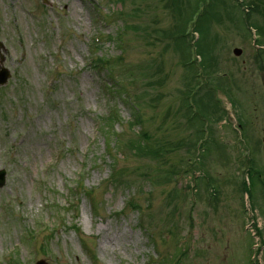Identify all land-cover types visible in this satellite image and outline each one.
I'll return each mask as SVG.
<instances>
[{"label":"rangeland","instance_id":"374dc122","mask_svg":"<svg viewBox=\"0 0 264 264\" xmlns=\"http://www.w3.org/2000/svg\"><path fill=\"white\" fill-rule=\"evenodd\" d=\"M196 1L0 0L11 73L0 88V264H93L84 245L97 264H176L183 251L177 264H248L250 244L264 242V0H239L243 10L209 1L191 42L182 36ZM185 43H195L187 62L202 63L208 83L183 67ZM97 57L108 70L89 67ZM108 71L121 89L113 96L103 90ZM188 88L208 139L197 109L186 110ZM109 108L120 118L111 156L97 124ZM138 116L151 139L145 153L136 151ZM79 177L97 215L70 193ZM131 199L140 213L126 210ZM253 226L261 235L252 240ZM255 255L264 264V247Z\"/></svg>","mask_w":264,"mask_h":264},{"label":"trees","instance_id":"16d2710c","mask_svg":"<svg viewBox=\"0 0 264 264\" xmlns=\"http://www.w3.org/2000/svg\"><path fill=\"white\" fill-rule=\"evenodd\" d=\"M124 2H125V0H118V3H120V4H124ZM198 2H203V3H205V0H198V1H196V3H195V8L193 9L194 11H195V9H196V4L198 3ZM202 13H204V12H202ZM202 13L199 15V17H198V20L196 21V23H195V27H194V30H195V28H197V24H198V21H199V18L201 17V15H202ZM120 16L122 17L123 16V14H120ZM186 24V23H185ZM185 24H184V28H183V30L185 29ZM182 38H183V36H182ZM186 49H187V52H188V48H189V46L188 45H186V47H185ZM196 48V47H195ZM196 53H197V48H196ZM197 55H198V53H197ZM119 59H120V57H119ZM186 60H188V54H187V59ZM98 65H101V66H104V65H106V69H107V65H109V61H105L104 59H102V60H98L96 63H95V67H97ZM200 68L202 69V72H203V76L205 77V80H204V83H208V82H206L208 79H207V77H206V75H205V72H204V66L202 65V63H200ZM108 70V69H107ZM108 73H110L109 71H108ZM111 74V73H110ZM114 76L111 74V79H112V81L114 80V82L116 81L117 83H118V81L116 80V78L114 77ZM196 78L193 76V80L194 81H196L195 80ZM115 87V86H114ZM109 89L110 90H112V89H114L115 91H117V92H120V90H118V88H112L111 89V87H109ZM190 89H192V88H188V89H186V94H185V107H186V110L187 111H189L188 110V108H187V104H186V99H188V97H190V93H191V91H190ZM212 89H214V88H212ZM109 90V91H110ZM198 91H196L194 94H192L191 95V100L193 101V104H194V106L196 107V109H197V112H198V114L199 115H201L202 113L200 112V110H199V108L197 107V105H196V103H195V95H196V93H197ZM122 95H125L124 93H122ZM127 98L129 99V103H132L133 104V100H132V98H130V97H128L127 96ZM203 115V114H202ZM204 116V115H203ZM188 119V118H187ZM188 121H190L189 119H188ZM116 122H117V116H116V113L115 112H109L106 116H104L103 118H101V119H99V132H100V134H101V136H102V138H103V142H104V144H105V146H106V150H108V154L109 155H111V152L113 151V148H114V146H116L114 143L112 144L111 142H110V139H111V136H118L117 134H115L114 133V131H115V129H114V126H115V124H116ZM133 122H134V126H137V125H142L143 124V122H142V118L140 117V116H138V117H135L134 118V120H133ZM137 136V138H138V144H137V150L136 151H141V152H143V153H145V152H147V151H149L150 150V148H151V139L149 138V135H148V132L145 130V129H142V131H141V133L139 134V135H136ZM117 138V137H116ZM136 153V152H135ZM116 175V173H112L111 174V176L112 177H114ZM128 205H131L134 209H137V208H135V205L133 204V202H130ZM94 210L96 211V206H95V204H94Z\"/></svg>","mask_w":264,"mask_h":264},{"label":"water","instance_id":"95a60500","mask_svg":"<svg viewBox=\"0 0 264 264\" xmlns=\"http://www.w3.org/2000/svg\"><path fill=\"white\" fill-rule=\"evenodd\" d=\"M1 47V46H0ZM233 55L239 57L241 55V51L238 49L233 50ZM3 57L0 55V86H3L7 83L8 78L10 77L9 72L3 68L2 66ZM4 171H0V187L4 184ZM36 264H46L44 261H39Z\"/></svg>","mask_w":264,"mask_h":264},{"label":"bare ground","instance_id":"6f19581e","mask_svg":"<svg viewBox=\"0 0 264 264\" xmlns=\"http://www.w3.org/2000/svg\"><path fill=\"white\" fill-rule=\"evenodd\" d=\"M210 1V3H211V1L212 0H209ZM235 1V3H236V5H237V7L238 8H240V7H244V5L242 4V2H239V0H234ZM195 13V11L193 10L192 11V13L190 14V16H189V19L192 17V15ZM187 21H189V20H187ZM186 21V22H187ZM247 24L249 25V23H248V20H247ZM249 27H250V25H249Z\"/></svg>","mask_w":264,"mask_h":264}]
</instances>
